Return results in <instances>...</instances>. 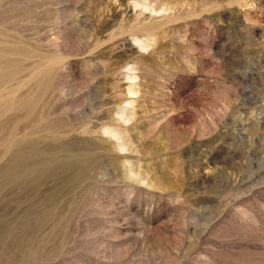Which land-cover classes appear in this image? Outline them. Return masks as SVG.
Segmentation results:
<instances>
[{
    "label": "rangeland",
    "instance_id": "1",
    "mask_svg": "<svg viewBox=\"0 0 264 264\" xmlns=\"http://www.w3.org/2000/svg\"><path fill=\"white\" fill-rule=\"evenodd\" d=\"M145 1L0 0V264H264V0Z\"/></svg>",
    "mask_w": 264,
    "mask_h": 264
},
{
    "label": "bare ground",
    "instance_id": "2",
    "mask_svg": "<svg viewBox=\"0 0 264 264\" xmlns=\"http://www.w3.org/2000/svg\"><path fill=\"white\" fill-rule=\"evenodd\" d=\"M135 2H136L137 5H140L142 7V9H149L151 12H160L162 10L165 11V10H169L170 9V8H167V7H164V6L163 7L160 6L161 8H159L157 10V8H155L153 6H150L149 3H147L145 0H135ZM142 43L143 44L141 45V48H145L146 46H148V43H146L145 41L142 42ZM125 77L126 78H130V79L131 78H135V76H132L129 73H126L125 74ZM128 91L131 92L132 90L131 89H128ZM123 113H124V115H126L125 116L126 120H130L131 119V116L133 115V113H125L123 110H120V113H119L120 116ZM103 130L107 134H110L112 137H115V138L121 140V142L119 144H117L118 147L120 148V150H123V149H126L127 150L129 148L130 145H129L128 137H127V135L125 134V132L122 129H116V128H113V127L106 126V128H104ZM86 144L87 145H90V143L87 142V141H86ZM154 148H155L154 145L153 146L151 145V149H154ZM99 150H100V154L102 153V156H104L105 154H107V152L110 153L112 149L110 150L107 147H102L101 149L99 148ZM128 150H130V148ZM93 151H94V147H92L90 149V152H93ZM97 152H99V151H96L95 153H97ZM103 152H105V153H103ZM110 159H114V158H109L108 159L109 160V163L112 166H114V167L120 166L119 165L120 162L116 161V159L111 160V161H110ZM96 162H97V159L96 160L94 159L93 161H89V162H87V161L80 162V163L77 162V163H75L74 168H76L78 172H81L83 174L85 173L84 175H88L89 173H91V171H89V170L91 169V167L94 166V164H96ZM129 163H131V162H129ZM131 169H132V166H131V168H128L127 170L131 171ZM87 171H89V172H87Z\"/></svg>",
    "mask_w": 264,
    "mask_h": 264
}]
</instances>
